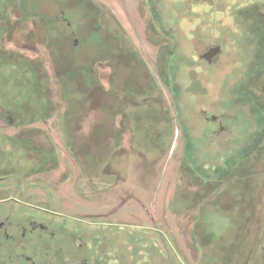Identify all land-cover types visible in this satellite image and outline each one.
Masks as SVG:
<instances>
[{"label":"rangeland","instance_id":"obj_1","mask_svg":"<svg viewBox=\"0 0 264 264\" xmlns=\"http://www.w3.org/2000/svg\"><path fill=\"white\" fill-rule=\"evenodd\" d=\"M2 9L0 68L31 78L20 90L34 101L1 79L18 94L0 97V144H41L58 160L22 177L31 203L67 206L106 238L110 264H264V135L239 123L252 116L247 88L264 100V0ZM214 44L211 65L203 54ZM213 114L225 125L214 139ZM22 154L8 156L0 196L30 167Z\"/></svg>","mask_w":264,"mask_h":264},{"label":"flooded vegetation","instance_id":"obj_2","mask_svg":"<svg viewBox=\"0 0 264 264\" xmlns=\"http://www.w3.org/2000/svg\"><path fill=\"white\" fill-rule=\"evenodd\" d=\"M64 2L65 0H53V4L57 3L59 6L64 5ZM4 6L6 7V1ZM4 11L2 9L0 12V21L5 17L1 16ZM66 19L64 13L48 17L49 22L55 25L62 24ZM213 50L216 52L210 61L204 58L211 65L217 63L222 52L221 46L214 44L205 53ZM246 90L244 104L250 107L252 116L239 123L241 130H257L260 143L264 135V100L253 90ZM207 119L213 123L211 136L214 139L219 132L225 130L224 121L215 114ZM53 150L35 143L0 144V189L8 186V177L3 176L5 172H10L8 156L21 152L26 157L25 161L31 163L21 174V178H18L19 185L10 187L14 194L9 197L0 196V264H110L104 255L107 252L101 245L106 238H101L97 230H91L83 219L71 218L65 212L67 206L48 198L42 200L41 204L29 201L34 200L35 194L26 189L27 184L22 185V177L32 180L36 173L46 171L45 167L57 166L55 164L58 160L52 157ZM34 155L41 158H28ZM14 186L17 188L13 189ZM82 214L81 212L80 215Z\"/></svg>","mask_w":264,"mask_h":264},{"label":"trees","instance_id":"obj_3","mask_svg":"<svg viewBox=\"0 0 264 264\" xmlns=\"http://www.w3.org/2000/svg\"><path fill=\"white\" fill-rule=\"evenodd\" d=\"M1 28V27H0ZM7 58V57H6ZM3 59H4V56H3ZM2 59V60H3ZM12 61V60H11ZM4 63L5 64H3V65H6V61L4 60ZM25 64H26V62H25ZM16 69V68H15ZM17 70V69H16ZM25 71V70H24ZM4 79V80H6L7 79V81L6 82H9V83H11V82H16V85H17V87H16V89H17V92L19 93V94H23V92H25L26 94H28V95H30V96H26V98H29V99H31L32 101H34V99H33V97H31L32 95H34V92L33 91H29L27 88L28 87H24V88H22L21 90H20V87L21 86H23V85H25V84H27V83H24V82H26V80H28V81H30L31 80V78H29V77H26V79H25V77H22V75L21 76H19L18 75V73L16 72V71H13V73H10L9 72V70H7V67H1L0 68V97H4L6 100H8V99H11L13 96H17V94H14V95H8V92H5V90H6V84L5 85H3V83H2V81H1V79ZM17 79V80H16ZM33 83V82H32ZM23 84V85H22ZM27 86V85H26ZM28 101V100H27ZM26 101V102H27ZM35 103V102H34ZM15 107H13V111L14 112H16V111H18V110H20V109H18V105H19V103L17 102V101H15ZM25 105H26V103H25Z\"/></svg>","mask_w":264,"mask_h":264},{"label":"water","instance_id":"obj_4","mask_svg":"<svg viewBox=\"0 0 264 264\" xmlns=\"http://www.w3.org/2000/svg\"><path fill=\"white\" fill-rule=\"evenodd\" d=\"M219 49V48H218ZM216 52V50H213V51H209V52H207V53H205L204 55H203V58H206L207 60H211V57L214 55V53Z\"/></svg>","mask_w":264,"mask_h":264}]
</instances>
